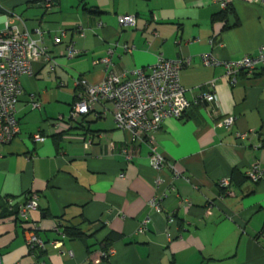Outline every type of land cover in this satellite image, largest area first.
Instances as JSON below:
<instances>
[{"label":"crops","instance_id":"1","mask_svg":"<svg viewBox=\"0 0 264 264\" xmlns=\"http://www.w3.org/2000/svg\"><path fill=\"white\" fill-rule=\"evenodd\" d=\"M45 1L0 0L3 25L27 4L34 19L17 17L31 32L44 31L58 64L55 71L35 64V77L22 78L21 132L12 143L0 144L3 264H95L109 236L108 264H264V181L255 184L246 176L255 163L264 170V66L251 76L242 74L232 86L222 66L206 68L201 62L211 53L220 62L257 55L264 46V5L229 0L239 26L226 29L235 25V16L227 23L213 22L224 11L217 0H57L51 10L43 8ZM125 16L135 18L134 27H120ZM79 26L86 31L84 39L75 33ZM57 37L59 46L54 45ZM71 42L80 56L67 60ZM116 43L136 47L132 55L116 49L110 71L117 75L132 78L163 54L170 60L192 58L181 75L190 102L216 82L218 116L193 103L181 119L165 121L156 136L160 153L182 178L174 179L169 167L156 171L150 166L149 146L134 145L130 132L117 129L110 103L96 105L81 124L68 122L82 91L76 82L102 83L107 73L99 62ZM34 102L42 104L41 110L33 108ZM223 116L236 118L231 131L215 128ZM59 117L65 122L57 127ZM238 134L251 137L240 142ZM36 135L46 141L36 143ZM126 147L130 163L122 155ZM225 180L229 191L220 188ZM33 193L39 195V209L30 221L47 244L35 256L26 244V224L9 211H18ZM159 196L160 214L149 207ZM70 225L83 228L88 240L67 238L62 248L51 247L61 241L55 229Z\"/></svg>","mask_w":264,"mask_h":264},{"label":"built area","instance_id":"2","mask_svg":"<svg viewBox=\"0 0 264 264\" xmlns=\"http://www.w3.org/2000/svg\"><path fill=\"white\" fill-rule=\"evenodd\" d=\"M57 0H46L43 3L45 10L54 8ZM226 9L229 0H217ZM264 5V0H256ZM121 28L135 26L133 16H125L119 19ZM75 33L80 38L86 37V31L82 26L76 28ZM65 35V32H63ZM44 31L39 28L31 32L24 21L17 16L6 19L4 30L0 32V144L12 143L20 134V121L18 118V105L24 90L21 83L23 77H35V64L48 65L55 71L58 64L45 45ZM61 38L54 39V45L59 46ZM116 49H121L125 55H132L136 47L129 44L119 45L116 43L109 50L108 56L99 63L104 66L107 78L98 85H91L87 80L81 79L76 82L77 88L82 89L76 96V101L72 105L68 122L71 124H81L84 117L89 115L94 107L102 102L110 103L113 106L115 124L118 130L127 131L132 134L134 145L146 143L150 148V166L156 171H162L169 167L173 170L174 179L183 177V174L172 164L168 163L160 153L156 143V136L167 120L181 119L191 108L192 104L205 105L213 110L214 115L220 114L219 98L216 94V82L207 85V91L201 93L193 102L188 99L189 91L181 84V75L184 70L192 66V58H182L178 60L167 59L163 54L159 55L156 63L149 68L136 70L132 73V78L127 74L117 75L110 71L114 65L112 58ZM65 56L68 59H75L80 56L74 42L67 45ZM202 65L206 68L222 66L225 76L232 86L239 84L242 74L253 75L264 66V46L258 50L255 56H245L237 62H220L211 53L202 56ZM35 110H41L42 104L34 102ZM65 122L64 117L56 120V126L60 127ZM236 123L234 116H223L220 118L215 128L218 130L231 131ZM250 134H238V140L244 142L249 139ZM36 143L46 141L45 137L36 135ZM89 141L86 147L91 146ZM122 155L127 163L132 160L128 148H123ZM253 183L258 184L264 181V170L259 163H255L246 175ZM124 178V175L121 176ZM230 181L225 180L220 183V188L229 191ZM39 195L31 194L26 203L19 207L17 217L26 224V244L32 256L36 252L46 250L47 244L40 237V228L30 221L31 214L39 209ZM162 197H157L149 203V207L158 214L162 212ZM212 206L209 207L208 214H211ZM150 220L144 222L140 230H145V226ZM173 224L174 219H170ZM61 241L50 244L51 247L59 249L63 247V242L67 239L63 228L55 229ZM70 258L74 255L69 253ZM112 250L100 254L95 264H103L110 260ZM0 264H3L0 254Z\"/></svg>","mask_w":264,"mask_h":264},{"label":"trees","instance_id":"3","mask_svg":"<svg viewBox=\"0 0 264 264\" xmlns=\"http://www.w3.org/2000/svg\"><path fill=\"white\" fill-rule=\"evenodd\" d=\"M84 10L86 12H90L91 13V10L88 9L87 6L84 7ZM231 16L234 17L235 13H234L233 9L231 8V6L228 5V7L226 9H224V11H222L221 13H219V14L214 16L213 22H225V23H227ZM235 20H236L235 25L233 27L226 26V29H231V28H234V27H238L239 26V20L236 18V16H235ZM235 182H236L235 179L232 178V183H235ZM236 185L239 186L237 183H236ZM9 211H10L11 217H16L18 215V211L15 210L14 208L10 209ZM63 231H64V234L69 239H77V240H82L84 242H86L88 240V237H87L88 233L85 232V230L83 228H80L79 226L70 225V226L64 228ZM112 244H113V241L111 240V238L109 236L107 238V240L105 241V243H104V251L108 252L110 250ZM40 251L41 250H39L37 252H40ZM106 263L108 264L109 261H107Z\"/></svg>","mask_w":264,"mask_h":264},{"label":"rangeland","instance_id":"4","mask_svg":"<svg viewBox=\"0 0 264 264\" xmlns=\"http://www.w3.org/2000/svg\"><path fill=\"white\" fill-rule=\"evenodd\" d=\"M16 16H24L25 19L27 20H33L32 17L28 11V7H27V4H24L23 6H20V7H17L16 8V13H15ZM4 30V25L3 23H0V32ZM68 60V58H65ZM69 115L68 114V117L69 118Z\"/></svg>","mask_w":264,"mask_h":264}]
</instances>
